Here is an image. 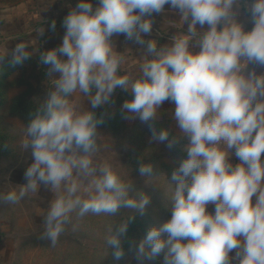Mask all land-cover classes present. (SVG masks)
<instances>
[{
    "label": "clouds",
    "instance_id": "obj_1",
    "mask_svg": "<svg viewBox=\"0 0 264 264\" xmlns=\"http://www.w3.org/2000/svg\"><path fill=\"white\" fill-rule=\"evenodd\" d=\"M165 5L188 22L187 30L167 44L146 40L151 17ZM241 6L250 30L238 19ZM197 25L207 29L197 31ZM62 26V43L39 53L50 87L22 127L19 148H30L33 159L24 171L26 183L0 192V204L20 205L41 186L51 191L41 235L51 247L73 214L120 216L104 243L117 264L123 260L129 225L136 213L145 215L151 196L98 158L97 129L106 113L97 116L95 110L110 107L117 88L130 90L123 119H138L150 142L170 151L179 146L181 153L170 174L139 163L145 182L162 189L170 218L127 241L136 264H154L161 256L162 264H264V71L257 72L264 69V0H97L95 7L78 0ZM35 31L42 35L44 29ZM120 35L143 50L135 59L138 75L123 71L128 57L112 42ZM30 45H15L10 66L31 58L36 50L29 51ZM8 54H0V64ZM165 102L174 106L178 135L156 126ZM232 154L239 163H231ZM122 209L132 213L120 215Z\"/></svg>",
    "mask_w": 264,
    "mask_h": 264
},
{
    "label": "rangeland",
    "instance_id": "obj_2",
    "mask_svg": "<svg viewBox=\"0 0 264 264\" xmlns=\"http://www.w3.org/2000/svg\"><path fill=\"white\" fill-rule=\"evenodd\" d=\"M0 1L4 5L8 2ZM4 70V76L0 77V145L7 142L9 147L0 148V192L7 191L9 186L26 183L24 171L33 162L31 149L21 151L19 148L22 127L27 125L29 114L19 112L16 101L34 104V101L44 99L50 87L34 60H26L15 67L7 63ZM132 98L130 90L117 88L110 107L97 109L101 114L106 113L104 117H114L118 111L122 112V125L118 130L110 131L108 126H98V136L101 137L98 158L109 160L125 179L129 176L134 189L151 196V204L143 217L152 226L169 219L170 211L163 205L162 189L155 184H147L139 175V163H152L158 172L170 174L173 160L181 153L179 146L170 151L164 144L150 142L147 125L138 119H123L122 105ZM83 105L91 110L87 100ZM155 123L158 128L169 129L171 136L179 134L176 121ZM159 183L164 184L163 177ZM52 198L51 191L41 186L37 194L30 195L20 205L0 204V264H117L104 241L109 227L118 223L120 216L89 214L78 218L73 214L72 224L67 226L55 247L41 238L44 214ZM129 213H132L131 209H122L120 215ZM162 261L163 256L154 264H162ZM118 264H136V261L127 251Z\"/></svg>",
    "mask_w": 264,
    "mask_h": 264
},
{
    "label": "crops",
    "instance_id": "obj_3",
    "mask_svg": "<svg viewBox=\"0 0 264 264\" xmlns=\"http://www.w3.org/2000/svg\"><path fill=\"white\" fill-rule=\"evenodd\" d=\"M93 6L97 5V0H91ZM250 3V0H248ZM0 1V54L8 50L3 63L10 62L11 50L21 40L30 41L29 51L36 50L28 60H34L41 67V72L46 76L47 66L39 63V53L58 47L62 43L65 29L62 26L64 17L69 13L71 8L75 7L78 0L60 1V0H8L6 5ZM153 28L147 39H155L160 44L170 43V37L178 34L179 30H187L188 22L182 24L179 12L165 5V10L160 14H153ZM238 19L245 25L246 30L253 26L245 8L239 9ZM53 22L55 28H52ZM37 28H43V34L35 31ZM197 25V31H204ZM113 45L118 52L125 51L128 60L123 71L138 75V64L135 59L139 60L143 56L141 47L132 41L125 39L123 35L112 37ZM198 51L199 49H195ZM251 67V66H250ZM260 72V69H257ZM122 105V104H121ZM173 104L165 102L158 109V118L155 122L175 121L172 116ZM264 159V157H262ZM230 161L233 164L239 163L234 154L230 155ZM208 211L214 213V205L208 206ZM230 255H235L231 253Z\"/></svg>",
    "mask_w": 264,
    "mask_h": 264
},
{
    "label": "trees",
    "instance_id": "obj_4",
    "mask_svg": "<svg viewBox=\"0 0 264 264\" xmlns=\"http://www.w3.org/2000/svg\"><path fill=\"white\" fill-rule=\"evenodd\" d=\"M7 63L9 62L3 63V65L0 64V77L1 78L5 74L4 67L5 65H7ZM15 106L17 107L19 112L23 114H29L33 108V104H31L30 102L23 101V100H17ZM95 111L97 113V116L101 115L100 112H97V109ZM121 116H122V112L118 111L114 117H104V123L100 126H108L110 131H116L122 125ZM149 227L151 226L147 218L135 214V219L129 225V229L127 233V240L124 243L125 252L128 251V247H129L127 241L136 240L137 237H140V238L143 237V235L146 233Z\"/></svg>",
    "mask_w": 264,
    "mask_h": 264
},
{
    "label": "built area",
    "instance_id": "obj_5",
    "mask_svg": "<svg viewBox=\"0 0 264 264\" xmlns=\"http://www.w3.org/2000/svg\"><path fill=\"white\" fill-rule=\"evenodd\" d=\"M60 1H69V0H60ZM260 71H264V69H260Z\"/></svg>",
    "mask_w": 264,
    "mask_h": 264
}]
</instances>
